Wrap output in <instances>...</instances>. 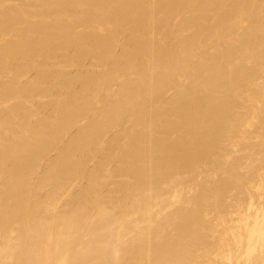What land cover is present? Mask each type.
<instances>
[{"label": "bare ground", "instance_id": "bare-ground-1", "mask_svg": "<svg viewBox=\"0 0 264 264\" xmlns=\"http://www.w3.org/2000/svg\"><path fill=\"white\" fill-rule=\"evenodd\" d=\"M23 1H26V7L23 5L25 8L19 4V7L15 4L13 6V3L9 5L14 1L0 0V36H4V34L11 36L12 34V38L0 47V102L3 99L15 100L12 97H19L13 106L10 104L12 101L8 100L10 105L7 108L0 105V177L5 180L0 191V236L2 235L4 238L3 244L0 245V264H172L173 258L178 261V264L180 262L182 264L185 259L183 251L191 250L188 247L190 246L188 242L191 241L189 239L193 240L197 232H201L203 223L200 220L203 217L199 218L202 215L198 216V211H195L194 207V210L183 208L185 214L182 213L183 218L180 216L181 222L173 224L176 215L170 213L171 216L166 217L167 214L163 215L161 210L158 212L154 209L159 204L158 200L163 201L164 199H161L166 196H162L163 194L160 193L162 198H158V194L155 197L152 192H154V188L156 190V187H159L156 185L161 183L164 178L170 179L172 176V179L178 172L187 171L188 168L198 165L199 161L206 160L210 154L215 153L222 130L232 120L233 108H235L233 93L237 92L241 86H246L252 79L246 64H248V60L252 59L250 57L256 54L259 48L255 47L264 37V0ZM31 5L38 8L33 9L34 7ZM179 14L182 19L180 22H175L174 18ZM246 16L250 18L249 26L239 29L238 27L241 26L243 28V23L240 24V22L242 17ZM91 24H97V27L106 25L107 29L103 30L104 27H102L103 29L100 28L101 32L97 31L99 28L96 31L94 29L95 32L90 33L92 34L90 37L82 34L81 31V33L75 31V27L78 30L80 28L78 26L87 28L91 27ZM92 28H96V26ZM233 31L240 33L233 35L235 34ZM125 33L128 38L121 45L119 37ZM226 36H231L230 39L235 37L236 41L227 43L226 40L222 44V40ZM210 45H216V50L211 52L213 47ZM207 47L210 49L208 50ZM66 49H74V51L70 55H64ZM116 49L121 50L120 54ZM237 53H239L240 59L237 63H233V58ZM37 56L57 62L51 66L48 62V70V66L45 64L47 60H45L43 67L45 64L47 70L41 71L36 80L29 83L24 82V85L20 84L24 76L22 78L18 76L25 68L27 69L29 64L37 65L35 62L36 59H39ZM91 56L96 58L102 68L104 67L101 72L91 73L89 71V73L84 70L73 74L64 70L67 63H79ZM17 60L26 62V64L23 63L26 66L21 65L14 68V77L12 75V79L3 80L1 73L6 71L8 67L6 65L13 64L12 61ZM50 67L52 68L50 69ZM85 67L87 66L85 65ZM182 73H186L188 79L191 80L187 81L190 82L188 85H184V83L180 86L179 81L185 75L182 76ZM120 74L125 75V78L122 77L123 81L120 80ZM17 77L21 78L19 83H17ZM117 80L121 81H119L120 84L117 82L116 86H112ZM43 81L47 82L46 88L43 87L44 84H40ZM77 83H80L81 89L75 88ZM117 85H120L118 90L113 91L112 88ZM168 87H174L176 92L175 96L170 97L168 101L164 100L165 103L170 102L165 107L163 99H165L164 96L167 94L165 91ZM57 89L65 90L63 98L60 97V99L52 93ZM240 90L242 89L240 88ZM47 91L52 94H50V102L47 103L46 100V106L51 110V114L48 112L49 115L44 113V110L47 109L44 108V103H41L43 106L36 102L35 108V104L32 106L31 102V100H36L35 97L38 98L39 92ZM104 93L108 95V98H105ZM164 93L166 94L164 95ZM245 95H248V92ZM252 95L254 94L252 93ZM253 101L256 102L257 99ZM3 104L7 106V103ZM41 110L44 111L43 115H40ZM86 114L88 117L90 116V122H87L86 125L83 124L85 125L83 127L78 125L79 131L71 141L65 144V141H62L63 145L57 153L58 158L54 161L49 160L44 174L40 173L41 180L38 179L39 182L37 181L38 183L35 185L36 181L31 180V176L36 171L38 161L43 157L45 150L53 144H58V141L68 132H66L68 127L70 129L71 126L74 129L70 124H75L80 116L87 117ZM129 115L133 117L131 119H133L134 126L129 125L132 127H128L130 130L121 131L114 137L111 144H106V147L104 144V146L101 145L100 139L103 143L101 136L104 131L121 124V120L129 118ZM76 119L78 120L76 121ZM84 120L82 121L84 122ZM74 121L76 122L74 123ZM65 136L67 135L65 134ZM121 140L123 141L121 142ZM94 145H99L97 150L100 146L104 147L106 153L103 151L102 153L106 156L99 160L94 171H88L87 174L83 169L85 167L83 159L86 161L88 153L96 155L91 152L93 150L91 147ZM114 160L118 165L109 170L111 165L109 164L110 167H108L107 164ZM75 173L81 177H84L86 173L89 183L80 193L75 197L71 196L72 198L59 208L58 204L62 198L58 201V197L55 199V194H58L56 192H59L64 179L66 178L65 181H68V178L72 174L75 176ZM77 175L76 177H78ZM113 175L114 178L111 177ZM115 175L134 177L133 180L122 181L123 177L120 176L122 182L116 181L118 184L113 186L115 193H126L119 199L116 197L119 194L116 196L113 194L117 198H114L117 202L109 198L112 196V194L109 195L112 185L106 184L107 182L111 184L112 181H108V177L109 180L111 178L113 180ZM45 183H51L53 188H50V193L48 196L46 195V198H41L38 194L39 189ZM229 184L232 185V183ZM102 185H105V189L110 187V190L107 189L108 194L100 196L102 193L99 190L97 192L100 193V197L96 193L97 197L94 198L96 189ZM169 185L171 186V184ZM148 189H152V192L150 191L152 195H149V198H146V195L144 200L137 201L138 198H136L134 201L136 196L139 197V194H144ZM173 189L177 191L175 188ZM182 191L184 190L182 189ZM62 195L64 194L62 193ZM153 195L155 199L158 198L155 200L157 202L155 206H152L153 198H150ZM171 196L174 195L171 194ZM198 196H195L196 200L199 198ZM60 197L62 196L60 195ZM178 198L177 200H179ZM109 199H112L113 203ZM208 200L209 198L207 202ZM197 202H194L195 205H199L200 201ZM56 205L57 208H55ZM125 207H130L132 210ZM89 208H92V211ZM151 209L158 212L157 215L154 212L157 216L156 220L159 219L158 215L165 216V218L160 219V222L156 221ZM89 210L91 212L95 210V214L91 215ZM129 211L141 214L139 215L144 219L143 223L141 221L144 226L141 223L139 226L143 228H137L136 221L138 219L136 220L135 216H133L135 219L127 216L130 214ZM132 215L134 214L132 213ZM140 216L137 215V217ZM198 220L202 224L196 223ZM166 222H170V226H177L176 231L173 230L175 226L172 228V232H177L175 233L176 236L178 234L177 238L170 234L172 232L168 233L171 227L167 226ZM15 223L17 235L15 239H12L15 236L11 235L15 229L13 226ZM164 224H166L165 228ZM194 224L199 226V231H196ZM167 229L168 231L165 232L168 233L167 235L170 234L169 238L172 236L173 239L170 238L161 243L159 242L162 240H158V244L161 246L162 243L164 244L163 251L160 246H158L160 249L157 248V243L153 244L152 239H157L159 233ZM248 229L250 230L249 227ZM166 233H161V237L158 239L163 238ZM10 236L11 239H8ZM155 236L158 237L155 238ZM235 236L237 240L239 238L237 233ZM256 237L254 242H256ZM200 238L199 240L203 237ZM238 242L240 243V239ZM229 243L232 244V242ZM258 243L262 245V242ZM198 245L200 246L199 243ZM187 247L188 250H186ZM205 247L198 251L205 250ZM211 247L209 246L210 249ZM206 251L209 252L208 248L205 253ZM166 252L170 257L166 256ZM250 255L253 256V254ZM188 259L186 257V260Z\"/></svg>", "mask_w": 264, "mask_h": 264}, {"label": "rangeland", "instance_id": "rangeland-1", "mask_svg": "<svg viewBox=\"0 0 264 264\" xmlns=\"http://www.w3.org/2000/svg\"><path fill=\"white\" fill-rule=\"evenodd\" d=\"M9 1H16V0H9ZM21 0H17L15 3L14 2H11V3H9V5H11L12 3H13V6H14V4H15V6H18L19 7V5H21L22 7H23V5H25V7H26V1H21ZM21 3H24V4H21ZM19 4V5H18ZM31 6H33L34 8L33 9H37L38 7L36 6L35 7V5H31ZM25 7H23V8H25ZM29 7V6H28ZM31 9V8H30ZM247 18V19H246ZM176 21L175 22H177V21H179L180 22V20L182 19V16L180 17V14L179 15H177L175 18H174ZM248 20V22H246ZM240 21H241V19H240ZM241 23H243L242 25H243V28H242V26L241 27H238L239 29H245V27H247V26H249V24H250V18H249V16H246V17H242V21L240 22V24ZM245 25V26H244ZM93 26H96V28H92ZM98 25L96 24H91V27H87V28H84V27H82V26H78V28L80 29H78L77 30V28L75 27V31L76 32H79V33H81L82 32V34H86V35H89L88 37H90L92 34H90V33H94L96 30H97V28H99L97 31H99L100 30V28L101 29H103L102 27H104V29L103 30H105V29H107V26L106 25H102L101 27H97ZM82 27V28H81ZM84 28V29H83ZM90 28V29H89ZM94 29H95V31H94ZM81 31V32H80ZM240 31V30H239ZM100 32H101V30H100ZM234 32V31H233ZM235 34H233V35H237L238 33H240V32H238L237 33V31L236 32H234ZM126 34V33H125ZM123 35V34H121L120 35V37H119V40H121L119 43L122 45L124 42H126V39L128 38V36H127V34L126 35ZM129 35V34H128ZM3 36V35H2ZM2 36H0V47L3 45V43H5L6 41H8V40H10L11 38H12V34H11V36H10V34H8V36H7V34H4V36L2 37ZM7 36V37H6ZM10 36V37H9ZM125 36V37H124ZM124 37V38H123ZM231 38V36H226L225 37V39H223L222 40V44H224L225 43V41L227 42V43H230V42H235L236 40H235V37H233L232 39H230ZM2 38V39H1ZM5 38H6V40H5ZM9 38V39H8ZM227 38V39H226ZM230 39V40H229ZM2 40H4V41H2ZM118 40V41H119ZM235 40V41H234ZM260 42H258V47H257V45H256V47L255 48H259L257 51H256V54H257V52H258V54L256 55V54H254L253 56H251L250 58H252L251 60H248L249 62H251V63H249L248 61V64H246V68H248V70H249V73L252 75V79L246 84V86H241L240 88L242 89V90H240V88H239V90H237V92H235V93H233V98H235V100H234V107L235 108H233V110H234V112H233V115H232V117H231V123L229 122V124L227 125V126H225L224 127V129L222 130V132H221V134H220V137H219V139H218V146H217V148H219V149H217L216 148V150H218V151H216L215 150V153L213 152L212 154H210L209 155V157L206 159V160H201V162L199 161V163H197L198 165H196V166H193V167H190V168H188V172L187 171H185V172H183V171H180V173L178 172L177 174H179V175H177V174H173L174 176H173V178L171 179V177H170V179L169 178H164V180L159 184H157L156 186H158L159 185V187H156V190H155V188H154V192H152V189H148V191L147 192H143L144 194H139L140 196V198L138 197V196H136L135 198H134V201H136V198H138L137 199V201L140 199L141 201H142V199L144 200V198L146 197V195H147V197L146 198H149V195H152V194H150L151 192L155 195V197H157V194H158V198H162V196H166V197H163L161 200H163V201H159L158 200V198H156L157 200H158V203L160 204L161 202V205H159V204H157V206H155V203H157L155 200V198H154V195H153V197L152 196H150V198L153 200V202H151L152 203V206H155L156 208H154L155 209V211H160L163 215H165V214H167L166 215V217L167 216H169L170 215V213H171V215L173 214V215H176V217L174 216V221L172 222L173 224H175L176 222H177V224H179L178 223V221H180L181 222V218H183L184 217V215L183 214H185V213H183V210L184 209H193V207H194V209H195V211H198V216H199V214H201L202 216H199V218L201 217H203L204 218V221H203V218L200 220L201 222H199V220L196 222V223H200V224H202L201 226H202V228H201V226H200V230H201V232L199 231V226H195V224H194V226H195V229H196V231H199V232H197V234L196 235H198V236H200L201 234V236L204 238L205 237V239L203 240V238L201 239L200 237H197L196 235V239H195V236H194V241L192 240V239H189V241L191 240V241H193V242H195V243H193V242H191L190 241V243L188 242V245L190 244V246H191V244H192V246H191V248H190V246H188L189 247V249H191L190 251H192V252H190V251H185L186 252V254H185V252L183 251V253H184V255L183 256H185V259H183L184 261L182 262V264H264V245H263V243H264V225H263V223H264V93H262V91H264V90H262V89H264V37L263 38H261L260 40H259ZM261 45V46H260ZM210 46H212L213 47V49L211 48V52L212 51H215L216 49V45L215 46H213V45H210ZM209 46V47H210ZM260 46V47H259ZM118 49V48H117ZM116 49V50H117ZM207 49H208V47H207ZM210 49V48H209ZM208 49V50H209ZM73 51H74V49L72 50V49H69V50H67L66 49V53H63L64 55L66 54V55H70V54H72L73 53ZM259 51H260V53H259ZM262 51V52H261ZM117 52H119V54H120V52H121V50L119 49V50H117ZM262 53V54H261ZM239 53H237V54H235L236 55V57L234 56V58H233V63H237L238 61H239V59H240V55H238ZM260 54V55H259ZM63 55V56H64ZM256 55V56H255ZM239 56V57H238ZM39 59L36 61L35 60V62L37 63V65H31V64H29V66H27V69L25 68V70L23 71V72H21L20 73V76H18V77H21L22 78V76H24L22 79L21 78H19L18 79V77H17V79H18V81H17V83H19V81H20V79H21V81H20V84L21 83H23L22 85H24L26 82H32V80L34 81V80H36L37 78H38V76H39V74H40V72L41 71H45V70H47L48 68H49V64H50V66L51 65H55V62H57V61H53V60H51V59H48L47 60V58L46 59H44V57H39V56H37ZM256 57V58H255ZM263 57V58H262ZM43 59V60H41V59ZM93 58V59H92ZM45 60H47L46 62H45ZM94 60H95V62H94ZM13 62V64L12 63H10V64H8V65H6V66H8L7 68H6V71L5 72H7L6 74H4V73H1V78H3V80H7V79H12L13 77H14V75H13V70H15L17 67H20L21 65H23V67H25L24 66V64H26V62H24V61H19V60H17V61H12ZM18 62V63H17ZM28 62V61H27ZM39 62V63H38ZM42 62V63H41ZM45 62V64L48 66H45V64H44V67H43V63ZM48 62H49V64H48ZM51 62H53V63H51ZM246 62V63H247ZM19 64V65H17V64ZM24 63V64H23ZM59 63V62H58ZM76 63V65H74ZM74 64H73V62H70V63H67V65L66 66H64V70L66 69L68 72H70V73H76V72H79V71H84V72H101L103 69H104V67L102 68V66L101 65H99L98 64V62L96 61V58L94 59V56L92 57H87V60L85 59L84 61H82V62H75ZM84 63H86V64H84ZM94 63V64H93ZM64 65H65V63H63ZM62 64V65H63ZM73 64V65H72ZM79 64V65H78ZM97 64V65H96ZM12 65V66H11ZM31 65V66H30ZM39 65V66H38ZM42 65V66H41ZM71 65V66H70ZM85 65L87 66V67H85ZM92 65H94V66H92ZM96 65V66H95ZM37 66V67H36ZM74 66V67H73ZM84 68H83V67ZM256 66V67H255ZM22 67V68H23ZM36 67V68H35ZM41 69H40V68ZM46 67H47V69H46ZM66 67V68H65ZM77 67V68H76ZM98 67V68H97ZM15 68V69H14ZM44 68V69H43ZM52 67H50V69H51ZM10 69V70H9ZM36 69H38V70H36ZM43 69V70H42ZM8 70V71H7ZM49 70V69H48ZM65 70V71H66ZM73 70V71H72ZM247 70V71H248ZM12 71V72H11ZM12 74H11V73ZM26 72V73H25ZM89 72V73H90ZM253 72H254V75H253ZM10 73V74H9ZM23 73V74H22ZM9 74V75H8ZM183 74H185L184 75V77H181V80L179 81V84H180V86H182L184 83V85H188L189 83L187 82L188 80H190V79H188V77H187V74L186 73H182V76H183ZM5 75V76H4ZM12 75H13V77H12ZM120 75H122V74H120ZM119 75V77H121L120 78V80L121 81H123L124 80V78H125V75L123 74L122 76H120ZM4 76V77H3ZM9 76V77H8ZM6 77H8V78H6ZM122 77H124V78H122ZM120 80H117V81H115V84L113 83L112 84V86L113 85H115L116 86V83L117 84H120ZM255 80V81H254ZM45 81V80H44ZM44 81L43 82H41L40 84L41 85H43V87L44 88H46L47 86H46V84H47V82H45L44 83ZM120 81V82H119ZM183 81V82H182ZM191 81V80H190ZM25 82V83H24ZM251 83H253V84H251ZM40 85V86H41ZM78 85V86H77ZM114 86V87H115ZM118 86H120V85H117V87H111L112 89H113V91L116 89V90H118L117 88H118ZM248 86V87H247ZM250 86V87H249ZM252 86V87H251ZM258 86V87H257ZM42 87V86H41ZM77 87V89H81V86H80V83L78 84H76L75 85V88ZM244 87V88H243ZM246 87V88H245ZM255 87V88H254ZM167 89V88H166ZM260 89V90H259ZM60 90H62V91H60ZM115 90V91H116ZM173 90V91H172ZM250 90H251V93H250ZM242 91V92H241ZM65 90L64 89H57L56 91H54V92H52V93H54L55 95H56V97L58 96L59 98L61 97V98H63L64 96L63 95H65ZM166 93H164V98L165 99H163V101L164 100H166V101H168V99H170V97L172 98L173 97V95L175 94V92H176V90L174 89V87H168V89L165 91ZM245 92V93H244ZM247 92H248V95H245V94H247ZM41 93V94H40ZM49 92L47 91V92H39L38 94V98L37 97H35L36 98V100H31V102H32V106L37 102V104H38V102H39V104L40 105H43V104H41V103H44L45 104V106H44V108L46 109V110H41V112H40V115H43L42 113L44 112L45 113V115H49V113H50V108L49 107H47L46 105H47V103H49L50 101V99H51V96H50V94L51 93H49ZM61 93H63V94H61ZM252 93L254 94V95H252ZM258 93V94H257ZM261 93V94H260ZM48 94V95H47ZM60 96H59V95ZM171 94V95H170ZM244 94V95H243ZM52 95V94H51ZM104 95H106L105 96V98L108 96L106 93H104ZM236 95H238V96H235ZM239 95H243V96H239ZM250 95V96H249ZM259 95V96H258ZM263 95V96H262ZM41 96V97H40ZM43 96V97H42ZM175 96V95H174ZM248 96V97H247ZM258 96V97H257ZM261 96V97H260ZM16 97V96H15ZM15 97H12L13 99H19V97H17V98H15ZM48 97V98H47ZM102 97H103V94H102ZM169 97V98H168ZM239 97V98H238ZM242 97V98H241ZM255 98L256 97V99H257V103L255 102V101H253V100H256V99H253V98ZM263 97V98H262ZM12 98H10V99H12ZM34 98V99H35ZM50 98V99H49ZM60 98V99H61ZM108 98V97H107ZM109 98H111V97H109ZM248 98V99H247ZM252 98V99H251ZM9 99V98H8ZM8 99H3V100H5V101H3L2 100V102H0V105L2 106V107H8L10 104H11V106H13L15 103L14 102H16L17 103V101H18V99H17V101H15V100H8ZM238 99V100H237ZM10 102V101H12L10 104L8 103V101ZM44 100V101H43ZM46 100H47V103H46ZM41 101V102H40ZM162 100H161V102H163ZM166 101H164L163 103L165 104V107H167V105L170 103V102H167V103H165ZM236 101V102H235ZM248 101H250L249 103H248ZM2 103V104H1ZM3 103H7V106L6 105H4ZM37 104H35L34 105V107L36 108V105ZM163 104V105H164ZM252 104V105H251ZM29 106H31V104H29ZM31 106V108H33ZM94 107L95 108H97V106L96 105H94ZM93 107V108H94ZM237 107V108H236ZM254 108V109H253ZM29 110V109H28ZM49 112V113H48ZM46 113H48V114H46ZM51 114V113H50ZM85 115V114H84ZM87 115V114H86ZM237 116V118H235ZM239 116V117H238ZM251 116H252V118H251ZM84 117V118H83ZM83 117H81L80 116V118H79V120L78 119H76V121H74V123L76 124V126H75V124H70V125H72L73 127H74V129H72V127L70 126V129H69V127H68V129L66 130V132L68 133H65L67 136H65V134L64 133H62V134H64V136L63 135H61V136H63V138H61V140H59L58 141V144L56 143V144H53V146L51 145V147L49 146L45 151L46 152H44V154L42 155L43 157H41L40 159L41 160H39L38 161V167H37V169H36V171L35 172H37V173H35L34 172V174L31 176V180H33L32 182L36 185L38 182H39V180L38 179H40L41 177H42V175L44 174V172L46 171V169H47V165H48V163L50 162V161H54V159H56V158H58V154L57 153H59V151H60V147L63 145V142H64V144L66 143V142H69V141H71L72 139H73V137L74 136H76V134H77V131H79V126H81V127H83V126H85L86 125V123L88 122H90V120H91V118H90V116L88 117V115H87V117L86 116H83ZM132 117V116H131ZM131 117H130V115H129V118L127 117L126 119H122L121 120V124H117V125H115V126H113V127H111V128H113V129H109V130H106V131H104V133L102 134V141H103V143L101 142V139H100V143H101V145H103L104 147H106V144L108 145V143L109 144H111L112 143V141H113V139H115L114 137H116L118 134H120L121 133V131L123 132L124 130H130V128H132V127H130V126H132L133 125V119H131ZM133 118V117H132ZM249 118H250V120H249ZM81 119V120H80ZM85 119V120H84ZM233 119H234V121H233ZM246 119V120H245ZM248 119V120H247ZM35 120V119H34ZM33 120V121H34ZM82 120H84V122L82 121ZM241 120V121H240ZM37 121V120H36ZM80 121V122H79ZM126 121H127V123H126ZM131 121V122H130ZM235 121H237V122H235ZM252 121V122H251ZM129 122V123H128ZM232 122H235V123H232ZM241 122V123H240ZM79 123V124H78ZM87 123V124H88ZM125 123H126V125H125ZM83 124H85V125H83ZM239 124V125H238ZM79 125V126H78ZM125 125V126H124ZM130 125V126H129ZM243 125H244V127H243ZM117 126V127H116ZM119 126V127H118ZM134 126V125H133ZM80 127V128H81ZM128 127H130V128H128ZM127 128V129H126ZM72 130V131H71ZM111 130V131H110ZM71 131V132H70ZM70 132V133H69ZM225 132V133H224ZM227 132H229V133H227ZM226 134H228V135H226ZM173 136V135H172ZM64 137H65V139H64ZM71 137V138H70ZM69 138V139H68ZM64 139V140H63ZM67 139V140H66ZM123 139V138H122ZM63 141V142H62ZM123 140H121V142H122ZM105 142H107V143H105ZM59 143H61V144H59ZM55 145V146H54ZM100 145V144H99ZM99 145H94V146H96L95 148H94V146H92L91 147V150H92V148H93V150L94 149H96L97 148V146H99ZM56 147H58V148H56ZM104 147L102 148V146H100V148H99V150H94V152H93V150L91 151L92 153H95L96 155H92L91 153H88V155H87V157H86V155H84L85 157H86V161H85V159H83V161L85 162H83L84 163V165L83 166H85L83 169L86 171V173L89 171V172H92V171H94V169H96L97 168V166H98V164L97 163H99V160H101V159H103L106 155L104 154V153H106V151L104 150ZM222 147V148H221ZM57 150H56V149ZM103 150H102V149ZM221 148V149H220ZM58 149H59V151H58ZM101 149V150H100ZM89 151V150H88ZM96 151V152H95ZM99 151V153H97ZM101 151V152H100ZM102 151L104 152V153H102ZM102 153V154H101ZM218 153V154H217ZM81 155V154H80ZM80 155H79V157H80ZM104 155V156H103ZM82 156V155H81ZM89 156H91V157H89ZM55 157V158H54ZM93 157H95L94 158V160H93ZM100 157V158H99ZM213 157V158H212ZM92 158V159H91ZM90 159V160H89ZM47 160V161H46ZM50 160V161H49ZM45 161V162H44ZM98 161V162H97ZM213 161H214V163H213ZM47 162V163H46ZM46 163V164H45ZM202 165H201V164ZM208 163V164H207ZM218 163V164H217ZM111 165V167H110V165ZM211 164V165H210ZM109 165V166H108ZM117 165H118V163H117V161H115L114 160V162L112 161V163H108L107 164V166L108 167H110L109 168V170H112V168L114 169L115 167H117ZM200 165V167H198ZM207 165V166H206ZM234 165H235V167H234ZM238 165V166H237ZM87 166H88V168H87ZM224 166V167H223ZM220 167V168H219ZM219 168V169H218ZM232 168H233V170H232ZM235 168V169H234ZM93 169V170H92ZM38 170V171H37ZM198 170V171H197ZM221 170H223V171H221ZM225 170H226V172H225ZM88 172V173H89ZM223 172H225L226 173V175H225V173H223ZM42 175H41V174ZM86 173H85V175H86ZM87 173V174H88ZM188 175H187V174ZM190 173V174H189ZM223 173V174H222ZM82 174V173H81ZM230 174V175H229ZM75 176H73V174L71 175V177L70 176H68V177H70V178H68V181H65V179H64V183L62 182V184L64 185V187H63V185H61V187H60V190H59V192H56V193H58V194H55L56 195V198L55 199H57V197H58V201L60 200V198H62L60 201H61V203H60V201H59V204H58V207L60 206L61 207V205L63 206V204L66 202V201H68L69 199H71L73 196L75 197L78 193H80L81 192V190L82 189H84L85 187L84 186H87L88 185V183L89 182H87V181H89V179L87 178L88 176L86 175H84V177L82 176L81 177V175H77L76 173L74 174ZM76 175L78 176V177H76ZM177 175V176H176ZM183 177H182V176ZM190 175V176H189ZM120 176H122V175H120ZM120 176H117V175H115V179H113L112 180V178H114V175L113 176H111L110 178H111V180H109V177H108V181H112L111 182V184L109 183V182H107L106 184H109V186H111L112 185V187H111V189L112 190H110L109 188L110 187H106V189H105V185H102V187H103V189H101L102 187L100 186V187H98L97 189H96V191H95V196H93L94 198L95 197H97L96 196V193H97V195L99 196V194L100 193H104V195H102V194H100V196H105V194L107 193V192H109V191H107V189L108 190H110V193H109V195L110 194H112V196L111 197H109V198H112L113 200H114V202H117L116 201V197H118V199L119 198H121V197H123L124 196V194H126V193H121L122 194V196H120L119 197V195H121V194H119L120 192H118V193H115L116 191H114V189H115V187L113 188V186L117 183L116 181H118V183H120V182H122V181H124V180H126L127 179V181L129 180V179H132V178H134V177H131L130 175H125V176H127V177H124V176H122L123 177V180L122 179H120V178H122V177H120ZM130 176V177H129ZM119 177V178H118ZM129 177V178H128ZM235 177V178H234ZM239 179H238V178ZM1 178V180H0V191H1V189H2V186L4 185V183L3 182H5V180H4V178L3 177H0ZM33 178V179H32ZM75 178V179H74ZM78 178V179H77ZM80 178H81V180H80ZM116 178H118V179H116ZM125 178V179H124ZM177 178V179H176ZM181 178V179H180ZM184 178V179H183ZM227 178V179H226ZM70 179V180H69ZM166 179V180H165ZM169 179V180H168ZM174 179V180H173ZM210 179H212V180H210ZM238 179V180H237ZM41 180V179H40ZM72 180V181H71ZM119 180H120V182H119ZM122 180V181H121ZM133 180V179H132ZM168 180V181H167ZM173 180V181H172ZM176 180V181H175ZM179 181V183H178V181ZM184 180V181H183ZM187 180V181H186ZM228 180H230V181H228ZM38 181V182H37ZM171 181H172V183H171ZM175 181V182H174ZM206 181V182H205ZM211 183H210V182ZM232 181V182H231ZM129 182H131V181H129ZM164 182H169V183H164ZM174 182V183H173ZM181 182V183H180ZM185 182V183H184ZM207 182H209L208 184H207ZM213 182V183H212ZM226 182V183H225ZM236 182V183H235ZM117 183V184H118ZM183 183H184V186H183ZM229 183H232V185L231 184H229ZM239 183V184H238ZM50 184L51 183H45V184H43V185H41V187H40V192L38 193L39 195H40V197L42 198H46V195L48 196L49 195V193H50V190L53 188V185L51 184V186H50ZM116 184V185H117ZM169 184H171V186L169 185ZM179 184H182L181 186L179 185ZM185 184H186V186H185ZM188 184V185H187ZM230 186H229V185ZM46 185V186H45ZM115 185V186H116ZM169 185V186H168ZM177 185V186H176ZM198 185V186H197ZM206 185H208V186H206ZM215 187H214V186ZM218 185V186H217ZM220 185H222V186H220ZM238 185V186H237ZM42 186H44V187H42ZM166 186H168V187H166ZM174 186V187H173ZM176 186V187H175ZM179 186V187H178ZM227 188H226V187ZM164 187H166V188H164ZM196 187H197V189H196ZM200 187H202V188H200ZM212 187V189H210ZM220 187V188H219ZM225 187V189H223V190H221L222 188H224ZM51 188V189H50ZM157 188H158V191H157ZM160 188V189H159ZM164 188V189H163ZM173 188H175V190H177V191H174V189ZM185 188H186V190H185ZM218 188H219V190H218ZM63 189V191H61ZM173 189V190H172ZM182 189L184 190V191H182ZM38 190V191H39ZM100 190V191H99ZM194 190V191H193ZM204 192H202V191ZM224 190H225V192H224ZM97 191H99V192H97ZM111 191H113L112 193H111ZM151 191V192H150ZM155 191H157V193H155ZM160 191V192H159ZM171 191V192H170ZM173 191H174V194H173ZM178 191H180V192H178ZM186 191V192H185ZM188 191V192H187ZM197 191V192H196ZM208 191H210V192H208ZM217 191H218V193H217ZM61 192V193H60ZM163 192V193H162ZM165 192V193H164ZM176 192V193H175ZM178 192V193H177ZM191 192V193H190ZM200 192V193H199ZM214 192H216V193H214ZM221 194H220V193ZM60 193V194H59ZM62 193L64 194V195H62ZM160 193L161 194H163L162 196L160 195ZM169 193V194H168ZM185 193H189L188 195L187 194H185ZM41 194H42V196H41ZM93 194V195H94ZM108 194V193H107ZM116 196L117 194H119L118 196H114V195ZM165 194H167V195H165ZM171 194L172 195H174V196H171ZM177 194V195H176ZM181 194H183V195H181ZM201 194V195H200ZM207 194V195H206ZM212 194H213V196H212ZM217 194V195H216ZM219 194V195H218ZM58 195V196H57ZM60 195L62 196V197H60ZM142 195V196H141ZM161 197H160V196ZM175 195H176V197H175ZM199 195V196H198ZM72 196V197H71ZM99 196V197H100ZM108 196V195H107ZM114 196V197H113ZM145 196V197H144ZM168 196V197H167ZM195 196L197 197H199V198H201V200H202V202H203V204H202V202H201V200H199V198H197V200L195 199ZM206 196V197H205ZM70 197V198H69ZM141 197H143V198H141ZM169 197H171V198H169ZM176 198V199H173V198ZM177 197H179L178 199L179 200H177ZM213 197H215V198H213ZM93 198V199H94ZM114 198H116V199H114ZM182 198V199H181ZM190 198V199H189ZM196 200V201H200L199 202V205H195L196 203H194V202H196V201H194L193 202V200ZM204 199V201H203V199ZM209 198V200H208V202H207V199ZM92 199V200H93ZM110 200L111 202L113 201V200ZM166 199V200H165ZM169 199V200H168ZM188 199V200H187ZM147 200V199H146ZM168 200V201H167ZM182 200V201H181ZM185 200V201H184ZM191 200V201H190ZM56 201V200H55ZM155 201V202H154ZM165 201V202H164ZM173 201H174V203L176 204H174L173 203ZM178 202H179V204H178ZM187 202V203H186ZM192 202V203H191ZM197 202V203H198ZM113 203V202H112ZM186 203V204H185ZM194 203V204H193ZM212 203V204H211ZM55 204V203H54ZM56 204H57V202H56ZM115 204V203H114ZM114 204H112L113 206H114ZM190 204H191V206H190ZM206 204H207V206H206ZM112 205H111V208H112ZM161 207V209H160V207ZM167 205V206H166ZM185 205V206H184ZM187 205H189V206H187ZM193 205V206H192ZM202 205V206H201ZM213 205V206H212ZM151 206V207H152ZM169 206V207H168ZM187 206V207H186ZM59 207V208H60ZM110 207V206H109ZM192 207V208H191ZM196 207V208H195ZM198 207V208H197ZM204 207V208H203ZM207 207V208H206ZM211 207V208H210ZM55 208H57V205H56V207ZM126 209L128 208V210H130L131 208L130 207H125ZM184 208V209H183ZM206 208V209H205ZM91 211H92V208H89ZM126 209H124V210H126ZM153 209V208H152ZM151 209V210H152ZM178 209H180V210H178ZM182 209V210H181ZM193 209V210H194ZM198 209V210H197ZM199 209H200V211H199ZM203 209H204V211H203ZM214 209V210H213ZM89 210V211H90ZM132 210V209H131ZM89 211H87V212H89ZM89 212V213H91V215L92 214H95V210H93V212ZM127 211V210H126ZM125 211V212H126ZM153 212V214L152 215H155V211L154 210H152ZM130 212V211H129ZM132 212V211H131ZM130 212V214L129 215H127L126 213V215L129 217V218H132L133 216H135L136 217V222L138 223V226L139 225H141L142 223H143V221H144V219H143V217L142 216H140L141 214L140 213H136L135 211H133L132 213L134 214V215H132V213ZM155 212V213H154ZM158 212L156 213V215L158 214ZM88 213V214H89ZM177 213H179V214H177ZM183 213V214H182ZM140 214V215H139ZM160 214V213H159ZM91 215H88V216H91ZM137 215L138 216H140V217H137ZM154 216V218H155V220H156V218H157V216ZM163 215H161V216H163ZM170 215V216H171ZM95 216V215H94ZM159 216V219L158 220H156V221H158V222H160L159 220L160 219H164L165 218V216L164 217H160V215H158ZM179 216V217H178ZM180 216H181V218H180ZM205 216V217H204ZM91 217H93V216H91ZM178 217V218H177ZM134 218V217H133ZM132 218V219H133ZM172 218H173V216H172ZM176 218V219H175ZM131 219V220H132ZM135 219V218H134ZM142 219V220H141ZM206 219V220H205ZM222 219V220H221ZM256 220V221H255ZM134 221V220H133ZM141 221H142V223H141ZM223 221V222H222ZM262 221V222H261ZM175 222V223H174ZM259 222H261V223H259ZM141 223V224H140ZM167 223V226H169V227H171V230L168 232V233H170V232H172L173 230H175L176 231V229H177V226H175V225H173V226H170V222H166ZM206 223V224H205ZM223 223V224H222ZM145 224V223H144ZM176 224V225H177ZM199 224V225H200ZM222 224V225H221ZM243 224V225H242ZM261 224V225H260ZM15 225H16V223L13 225L14 226V228H15ZM165 225L166 224H164L163 226H164V228H165ZM207 225V226H206ZM224 225V226H223ZM255 225V226H254ZM137 226V228H141L142 226H144L143 224H142V226H139L138 227ZM175 226V229H173L172 230V228ZM214 227L213 229H212V227ZM196 227H198V228H196ZM210 227V228H209ZM224 227H225V229H224ZM247 227V228H246ZM248 227L250 228V230L248 229ZM261 227H263V229H261ZM13 228V229H14ZM143 228V227H142ZM166 228H168V227H166ZM208 228H209V230H208ZM240 228V229H239ZM244 228V229H243ZM198 229V230H197ZM205 229V230H204ZM229 229V230H228ZM259 229V230H258ZM226 230H228V231H226ZM165 231H168V229L167 230H163V231H161V233H166ZM172 232V233H170L171 235H173V237H175V238H177V236H178V234H177V236H176V234L175 233H177V232ZM212 233H211V232ZM215 233H214V232ZM235 231V232H234ZM253 231V232H252ZM227 232H229V233H227ZM17 233V231H16V228L13 230V232L11 233V235H12V237L14 236V238H12V239H15V237H16V234ZM161 233H159V237L158 236H155V238L156 237H158V238H160L161 237ZM168 233H166L165 235H167ZM175 235H174V234ZM208 233H210V234H208ZM236 233H237V236H239V238L238 239H240V243L238 242V239L236 240ZM250 233V234H249ZM263 233V234H262ZM170 234L169 235H167V236H165V235H163L162 237L163 238H161V239H152V241L154 242L153 244L155 245L156 243V246H157V248H159L158 246H160L161 248L163 247V243H162V246H161V244H158V240H162V241H160L159 243H161V242H163V241H165V240H169L170 238H172V236L169 238V236H170ZM229 234V235H228ZM260 234V235H259ZM248 237H247V236ZM256 235H257V237H256ZM165 237H166V239H165ZM235 237V238H234ZM250 237V238H249ZM255 237H256V242H254V239H255ZM174 238V239H175ZM199 238L201 239V240H203L202 242H200L201 240H199ZM207 238V239H206ZM245 238V239H244ZM247 238V239H246ZM259 238V239H258ZM8 239H11V236H10V238H8ZM173 239V238H172ZM230 239V240H229ZM235 239V240H234ZM242 239V240H241ZM262 239V240H261ZM157 240V241H156ZM198 240H199V242H198ZM229 240V241H228ZM233 240V241H232ZM244 240V241H243ZM247 240V241H246ZM260 240V241H259ZM3 241H4V238H3V236L1 235L0 236V245H2L3 244ZM156 241V242H155ZM224 241V242H223ZM236 241V242H235ZM205 242V243H204ZM220 242V243H219ZM229 242H232V244L231 243H229ZM235 244H234V243ZM245 242V243H244ZM248 242H249V244H248ZM258 242H262V247L259 245V243ZM197 243V244H196ZM198 243L200 244V246L198 245ZM229 243V244H228ZM253 243V244H252ZM255 243V244H254ZM196 244V245H195ZM239 244V245H238ZM241 244V245H240ZM203 245V246H202ZM205 245H206V247L208 248V250H209V252L208 251H206V253H205V250L207 249L206 247H205ZM245 245H247V246H245ZM255 245H256V247H255ZM209 246L211 247V249L209 248ZM250 246V247H249ZM188 247H187V249L186 250H188ZM196 247V248H195ZM199 247V248H198ZM205 247V250H202V251H198V250H201V249H203ZM201 248V249H200ZM212 248H214V249H212ZM260 248V249H259ZM160 249V248H159ZM164 248H162L161 250H163ZM196 252H195V251ZM256 250H258V251H256ZM164 251V250H163ZM212 251V252H211ZM213 251H215V252H213ZM198 252V253H197ZM208 252V253H207ZM248 252V253H247ZM254 252V253H253ZM182 253V254H183ZM196 253V254H195ZM211 253V254H210ZM167 254V255H166ZM166 256L168 257L169 256V253H167L166 252ZM190 254V255H189ZM193 254V255H192ZM197 254H198V256H197ZM205 254V255H204ZM210 254V255H209ZM250 254H253V256L252 255H250ZM208 255V256H207ZM189 256V257H188ZM195 256H197V257H195ZM252 256V257H251ZM170 257V256H169ZM186 257H187V259L188 258H190V259H188V260H186ZM195 257V258H194ZM171 258H172V256H171ZM175 258H173L172 260L174 261H172V264H178V261H175L174 260ZM181 259V260H182ZM180 260V261H181ZM191 262H190V261ZM208 261H210V262H208ZM176 262V263H175ZM185 262V263H184ZM207 262V263H206ZM179 264H181V262L179 263Z\"/></svg>", "mask_w": 264, "mask_h": 264}]
</instances>
